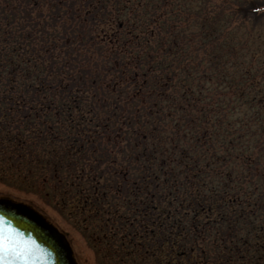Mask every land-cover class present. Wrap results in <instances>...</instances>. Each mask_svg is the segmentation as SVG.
<instances>
[{
  "label": "trees",
  "instance_id": "1",
  "mask_svg": "<svg viewBox=\"0 0 264 264\" xmlns=\"http://www.w3.org/2000/svg\"><path fill=\"white\" fill-rule=\"evenodd\" d=\"M0 182L100 264H264V0H0Z\"/></svg>",
  "mask_w": 264,
  "mask_h": 264
},
{
  "label": "water",
  "instance_id": "2",
  "mask_svg": "<svg viewBox=\"0 0 264 264\" xmlns=\"http://www.w3.org/2000/svg\"><path fill=\"white\" fill-rule=\"evenodd\" d=\"M0 227L32 249L27 264H78L66 235L29 203L0 196ZM11 264H25L13 260Z\"/></svg>",
  "mask_w": 264,
  "mask_h": 264
},
{
  "label": "rangeland",
  "instance_id": "3",
  "mask_svg": "<svg viewBox=\"0 0 264 264\" xmlns=\"http://www.w3.org/2000/svg\"><path fill=\"white\" fill-rule=\"evenodd\" d=\"M0 195L27 201L47 215L68 237L79 264H100L95 248L86 240V236L64 218L56 209L42 201L37 195L19 191L0 182Z\"/></svg>",
  "mask_w": 264,
  "mask_h": 264
},
{
  "label": "snow or ice",
  "instance_id": "4",
  "mask_svg": "<svg viewBox=\"0 0 264 264\" xmlns=\"http://www.w3.org/2000/svg\"><path fill=\"white\" fill-rule=\"evenodd\" d=\"M32 249L19 242L10 229L0 227V264H11L13 260H22L27 264Z\"/></svg>",
  "mask_w": 264,
  "mask_h": 264
}]
</instances>
